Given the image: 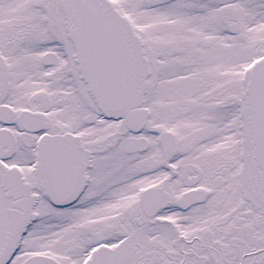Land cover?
<instances>
[{"label":"snow or ice","instance_id":"snow-or-ice-1","mask_svg":"<svg viewBox=\"0 0 264 264\" xmlns=\"http://www.w3.org/2000/svg\"><path fill=\"white\" fill-rule=\"evenodd\" d=\"M0 264H264V0H0Z\"/></svg>","mask_w":264,"mask_h":264}]
</instances>
